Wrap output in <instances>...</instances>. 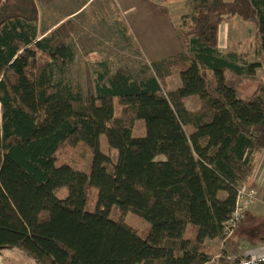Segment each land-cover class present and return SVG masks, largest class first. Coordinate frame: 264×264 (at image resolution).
<instances>
[{
  "label": "trees",
  "instance_id": "16d2710c",
  "mask_svg": "<svg viewBox=\"0 0 264 264\" xmlns=\"http://www.w3.org/2000/svg\"><path fill=\"white\" fill-rule=\"evenodd\" d=\"M192 1L183 51L141 78L84 62L78 82L75 43L58 27L39 33L37 0H0V248L34 264H218L207 241L247 215L228 223L264 151V0ZM235 16L254 25V61L218 47ZM226 71L257 90L239 97Z\"/></svg>",
  "mask_w": 264,
  "mask_h": 264
},
{
  "label": "rangeland",
  "instance_id": "374dc122",
  "mask_svg": "<svg viewBox=\"0 0 264 264\" xmlns=\"http://www.w3.org/2000/svg\"><path fill=\"white\" fill-rule=\"evenodd\" d=\"M37 3L40 11L39 27L61 28L75 43L76 56L67 77L71 81L77 79L82 82L84 62L88 63L94 74L99 69V61L107 62L112 72L125 70L138 78L152 73L150 63L153 60L164 57H159L163 54H173L179 48L184 49L185 41L177 28L187 29L184 22L189 21L193 1L37 0ZM138 5H143L144 11ZM73 7L80 9L74 14V18L67 19L66 13ZM230 19L229 28L223 27L224 41H220L221 51L237 54L239 57L236 62L240 64L256 60L258 55L254 53L257 46L254 25L237 16ZM174 40L177 42L171 45ZM136 44L140 50H137ZM257 74L264 79L263 67L257 69ZM225 78L243 99H248L257 90L259 82L256 78H240L229 71L225 72ZM178 84L177 75L167 79L169 87ZM186 104L189 109H193L198 105V100L196 97H189ZM142 130V123L137 121L136 134ZM102 147L107 149L104 139ZM70 155V148H65L62 156ZM89 156L88 152H83L84 160ZM255 157V180L249 188L257 190V199L245 204L247 215L225 241L222 238L207 241L212 255L218 259V264H231L236 258H242L251 246L264 241V151L255 153ZM160 158L162 157L158 156ZM82 166L85 168V163L82 162ZM125 216L138 228L145 224L143 219L134 214L127 213ZM0 264H34V261L20 249L4 247L0 248Z\"/></svg>",
  "mask_w": 264,
  "mask_h": 264
},
{
  "label": "built area",
  "instance_id": "2783aa9c",
  "mask_svg": "<svg viewBox=\"0 0 264 264\" xmlns=\"http://www.w3.org/2000/svg\"><path fill=\"white\" fill-rule=\"evenodd\" d=\"M257 199V190L254 188H240L237 196V205L233 212V217L229 220V224L233 226L245 214V204L254 202ZM231 228L227 229L229 236ZM237 264H264V241H260L244 253V256L238 260Z\"/></svg>",
  "mask_w": 264,
  "mask_h": 264
},
{
  "label": "crops",
  "instance_id": "0c3cea01",
  "mask_svg": "<svg viewBox=\"0 0 264 264\" xmlns=\"http://www.w3.org/2000/svg\"><path fill=\"white\" fill-rule=\"evenodd\" d=\"M69 1V0H68ZM84 5V4H83ZM82 5V6H83ZM151 5L153 6V4L151 3ZM138 6H141L142 7V10L144 11V6L143 5H138ZM81 7V6H80ZM80 7L79 8H77V7H73V8H71L67 13H66V18L67 19H70V18H74L75 17V13L77 12V11H79V9H80ZM138 10H139V8H138ZM39 14H40V11H39ZM233 18V17H232ZM231 18V19H232ZM230 19V20H231ZM60 21V20H59ZM228 23H229V19L227 20V21H224V22H222L220 25H219V30H218V47L220 48L221 47V45H220V41L221 42H223L224 40V32H223V27H227V29L229 28L228 27ZM40 24V23H39ZM39 24H38V31H39V33H41V31H40V29L41 30H44V29H50V28H52L53 26H51V27H49V26H47L46 28H43V26H40L39 27ZM172 26V25H171ZM43 28V29H42ZM77 28H79V27H77ZM76 29V28H75ZM222 36H223V38H222ZM226 37V39H227V36H225ZM221 38H222V40H221ZM236 41H238V38L236 39ZM174 42H177V41H173V42H171V45L174 43ZM161 43V42H160ZM78 43H76V45H77ZM163 43H161V45H162ZM221 49V48H220ZM184 49H178L175 53H177V52H180V51H183ZM175 53H173V54H175ZM169 55H172V53H169V54H163V55H161V56H159V57H162V56H169ZM239 96V95H238ZM240 97V96H239ZM241 98H243V97H241ZM261 153V152H260ZM254 163H255V166L257 165V160H256V157H255V154H254ZM254 180H255V175H254Z\"/></svg>",
  "mask_w": 264,
  "mask_h": 264
}]
</instances>
